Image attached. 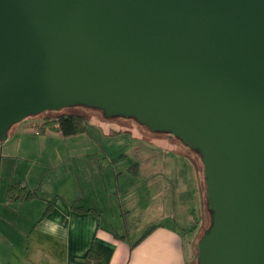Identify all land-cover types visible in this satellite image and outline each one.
<instances>
[{"label": "water", "instance_id": "water-1", "mask_svg": "<svg viewBox=\"0 0 264 264\" xmlns=\"http://www.w3.org/2000/svg\"><path fill=\"white\" fill-rule=\"evenodd\" d=\"M76 106L199 154L197 264H264V0H0V143Z\"/></svg>", "mask_w": 264, "mask_h": 264}, {"label": "crops", "instance_id": "crops-1", "mask_svg": "<svg viewBox=\"0 0 264 264\" xmlns=\"http://www.w3.org/2000/svg\"><path fill=\"white\" fill-rule=\"evenodd\" d=\"M41 124V120L23 121L7 138L14 139L13 144L5 149L6 145L0 143V264H94L85 261L93 243L112 251L108 264L188 263L189 237L175 222L179 217L184 223L190 221V210L185 209L188 199H180L185 187L175 181L172 193L167 194L171 187L157 185L152 195L154 199L157 195V203L149 207L146 224L134 228L141 234L132 239L125 226L126 235L117 233L111 225L125 224L134 213L135 207L125 203L128 192L138 188L133 181L140 177L141 163L119 170L127 160L126 154L115 156L116 151L100 146L89 130L72 137L52 130L39 135L35 131ZM56 143L63 145L61 154L56 146L52 151ZM11 159H20L21 163ZM58 163L63 167L59 178L46 177L45 170ZM161 170L145 166L140 183L143 196L149 197V183H156L154 177H159ZM44 178L52 184L43 183ZM19 182L36 196L9 201V186ZM169 221H174L173 225H167Z\"/></svg>", "mask_w": 264, "mask_h": 264}, {"label": "rangeland", "instance_id": "rangeland-1", "mask_svg": "<svg viewBox=\"0 0 264 264\" xmlns=\"http://www.w3.org/2000/svg\"><path fill=\"white\" fill-rule=\"evenodd\" d=\"M62 110L66 113L83 115L87 119L90 135L98 141L100 146L114 149V151H116L115 156L121 153L126 154L127 160L119 165V170L126 171V168L131 165L141 163V167L138 169L140 177L138 179H134L133 181L138 188L132 189L131 192H128V197L125 203V205L127 204V207H135L133 208L134 213L127 218L125 224H112L111 226L113 231L126 235L127 232H123V228L125 226L127 231L129 230L130 237L132 239H136L141 233H139V231H135L134 228L136 227L140 229L146 224V220L149 216V207L157 203V195L155 194V199L152 197L155 187L159 184H165L167 186L166 188L171 187L170 189H167V194L172 193V183L177 181L181 187L186 188L184 190L185 195L182 194L180 199L182 200V197L188 199V206L185 209L189 208L190 210V221H186L184 223V221L180 220L181 217H179V219L175 218V222H177V227L183 230L182 234L185 237H189V243H187L189 253L188 264H197L195 259V244L203 234L204 230L209 226V216L206 211L203 168L196 154L191 151L189 152L177 139L164 133H153L131 119H124L122 117H115L112 119H107L105 117L102 118V115L99 112L85 110L78 108L77 106L64 108ZM42 117L43 116H39L38 118L34 117L33 119L27 118L24 121L40 120ZM18 124L20 123L11 127L8 132V136L12 134V130ZM13 140L14 139L8 141L7 139L3 143L6 145L5 149L13 144ZM53 145L52 151L56 146L61 154V147H63V145L61 147L57 145V143ZM22 147H24L23 142L21 143V148ZM155 151L158 152V155H153ZM13 160L15 164L21 163L20 159H11V161ZM87 161L89 162L90 160ZM141 161H143V163ZM59 165L60 163L55 164L50 169H46V177L51 175L52 178H59L63 172V167ZM90 166L93 165L91 164ZM145 166H148L150 170L163 169V171L161 170L162 174L159 177H154L156 183H149L152 185L148 192L149 197L143 196L141 193L144 192L142 191L143 189H141L140 183L144 177L143 173ZM86 167L88 168L89 165ZM23 171L24 167L21 172ZM6 181L13 180L6 179ZM48 182L49 181L44 178L43 183H46V185L52 184H48ZM198 198L200 203L197 202ZM180 203L181 201H179L178 197L177 204ZM181 213H183V210ZM101 223L103 227L107 226L103 220ZM173 223L174 221H169L166 224L173 225ZM188 230H192V232L190 233Z\"/></svg>", "mask_w": 264, "mask_h": 264}, {"label": "trees", "instance_id": "trees-1", "mask_svg": "<svg viewBox=\"0 0 264 264\" xmlns=\"http://www.w3.org/2000/svg\"><path fill=\"white\" fill-rule=\"evenodd\" d=\"M77 107L89 111L99 112L102 115V118H104L103 113L100 110L87 108L84 106H77ZM63 111L64 110L46 111L35 116H29L28 118L33 119L34 117L38 118L39 116H43L40 119L42 121V124L39 127H37V132L39 135L43 134L46 130L58 131L59 133H61L63 137H72V136L86 134L88 132V122L83 115L66 113ZM186 149L189 152L191 151L192 153L196 154L201 164L199 154L188 148ZM135 166L136 165H134L133 167ZM35 196L36 194L34 192L28 190L27 187L22 185L20 182L10 185L7 190V198L9 201H20L23 199H31L32 197ZM207 213L209 216L208 211ZM209 223H210V217H209ZM150 230L147 231L143 236H141L137 241L132 243L131 247H134L139 241H141L150 232ZM188 231L190 233L192 232V230H188ZM111 253L112 251L109 248L102 246L98 243H93L91 248L88 250V252L85 255V261L92 262L94 264H108Z\"/></svg>", "mask_w": 264, "mask_h": 264}, {"label": "built area", "instance_id": "built-area-1", "mask_svg": "<svg viewBox=\"0 0 264 264\" xmlns=\"http://www.w3.org/2000/svg\"><path fill=\"white\" fill-rule=\"evenodd\" d=\"M36 134H38L37 130L35 131ZM184 264H188V263H184Z\"/></svg>", "mask_w": 264, "mask_h": 264}]
</instances>
